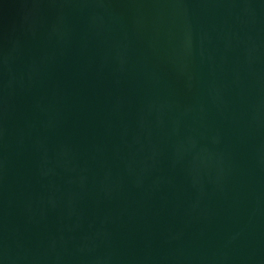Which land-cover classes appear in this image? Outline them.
I'll list each match as a JSON object with an SVG mask.
<instances>
[{
    "label": "water",
    "instance_id": "obj_1",
    "mask_svg": "<svg viewBox=\"0 0 264 264\" xmlns=\"http://www.w3.org/2000/svg\"><path fill=\"white\" fill-rule=\"evenodd\" d=\"M0 264H264V0H0Z\"/></svg>",
    "mask_w": 264,
    "mask_h": 264
}]
</instances>
